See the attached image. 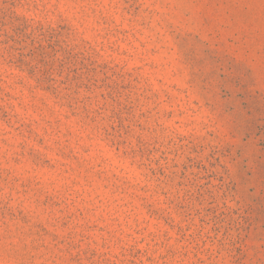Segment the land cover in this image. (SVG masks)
<instances>
[{"label":"rangeland","instance_id":"374dc122","mask_svg":"<svg viewBox=\"0 0 264 264\" xmlns=\"http://www.w3.org/2000/svg\"><path fill=\"white\" fill-rule=\"evenodd\" d=\"M0 264H264V0H0Z\"/></svg>","mask_w":264,"mask_h":264}]
</instances>
